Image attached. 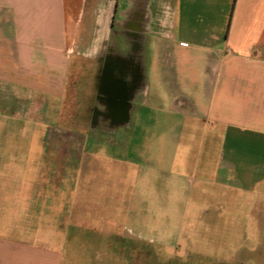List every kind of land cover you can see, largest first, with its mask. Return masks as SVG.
<instances>
[{
    "label": "crops",
    "instance_id": "obj_1",
    "mask_svg": "<svg viewBox=\"0 0 264 264\" xmlns=\"http://www.w3.org/2000/svg\"><path fill=\"white\" fill-rule=\"evenodd\" d=\"M0 118L66 128L67 143L82 133L90 144L92 128H114L117 146L128 128L131 173L158 129L185 135L187 153L219 133L220 153L209 162L220 183L244 187L236 151L257 148L264 155V0H0ZM65 155L64 230L53 167L58 151L50 153V168L0 167V207L14 190L25 208L0 232V264H59L60 241L81 229L91 239L94 223L102 224L100 251L123 237L155 242L133 226L139 218L151 221L155 199L129 182L123 200L124 158L114 155L120 168L107 178L104 169L88 167L100 153L83 150L74 174L68 163L80 153ZM187 159L189 171L208 167L200 156ZM252 170L251 184L261 185L264 165ZM18 175L23 179L12 181ZM184 175L185 185H193ZM259 229L255 247L217 254L211 264H264ZM200 239L198 256H206L212 250Z\"/></svg>",
    "mask_w": 264,
    "mask_h": 264
},
{
    "label": "rangeland",
    "instance_id": "obj_2",
    "mask_svg": "<svg viewBox=\"0 0 264 264\" xmlns=\"http://www.w3.org/2000/svg\"><path fill=\"white\" fill-rule=\"evenodd\" d=\"M219 131V128L215 129V133ZM129 132L130 129H124L123 144L117 142V146L118 134L114 128H92L87 134L89 138L94 137L90 144L82 143V133L75 135L76 137L73 134L72 142L67 143L66 137L70 132L66 128L50 130L18 120L0 118V167L50 168V153L59 152L53 167L56 165L59 168V199L64 204L60 208V230H64L66 226V217H61V213L65 215L68 210L65 207L68 199L65 154L68 150L75 154L80 153V160L76 155V159L68 163L72 174L75 170L80 172L82 169L83 150L87 153L96 151L103 158L100 161L92 158L87 161L90 164L88 167L104 169L107 178H113V174L120 168L114 160V155L117 154V157L124 158L123 200L129 196V182L138 186V194L145 197L150 195L155 199L154 208L150 210L151 221L142 222L139 218L133 224L134 227L141 228L144 235L153 237L154 243L123 237L121 241L108 240L107 251H100L97 242L102 224L94 223L90 230L91 239L83 236L87 232L81 229L75 231L73 237L67 236L60 241L59 264H211L217 254L232 253L243 246L253 248L260 242L259 228L263 227L264 231V222L261 223L264 220V181L256 187L250 181L255 174L252 173V167L257 164L264 165L261 151L257 148H243L235 153L239 177L245 181L244 187L231 183L222 184L217 179L214 163L209 162L220 153L219 133H208L206 144H202L199 149L193 146V152L187 153L188 145L183 141L185 135L178 139V133L158 129L154 135V145L150 143L148 149L147 144L144 145L139 154V167H135L137 170H132L131 173L130 165L126 162L130 159L129 152H126L130 147ZM57 136L62 139H59V143L52 144L50 139ZM77 137L80 138L76 139ZM104 138H107L108 143H104ZM208 152L212 153V159L205 158ZM195 156L203 158L200 163L204 166L208 164L204 173L186 168L185 159L188 158L189 162V157ZM139 170L145 172L143 176H137ZM182 173L190 174L193 185H185L184 177L188 175L182 176ZM15 179L22 180L23 176L18 175L12 181ZM14 183L12 184L15 188ZM5 195L9 199L0 207V232L8 231L13 226L12 222L25 212L22 202L16 201L19 200V195L14 190ZM201 236L204 245L212 250L206 256H198V240H201ZM115 247L118 250H114Z\"/></svg>",
    "mask_w": 264,
    "mask_h": 264
},
{
    "label": "flooded vegetation",
    "instance_id": "obj_3",
    "mask_svg": "<svg viewBox=\"0 0 264 264\" xmlns=\"http://www.w3.org/2000/svg\"><path fill=\"white\" fill-rule=\"evenodd\" d=\"M112 115H113V113H112ZM70 136V135H69ZM59 137V136H58ZM60 139H62V137H59ZM67 138V137H66Z\"/></svg>",
    "mask_w": 264,
    "mask_h": 264
}]
</instances>
